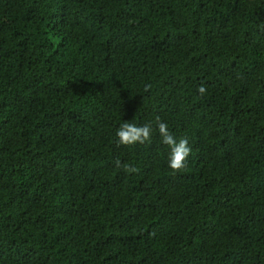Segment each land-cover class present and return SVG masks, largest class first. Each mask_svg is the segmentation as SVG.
Listing matches in <instances>:
<instances>
[{"label": "trees", "instance_id": "trees-1", "mask_svg": "<svg viewBox=\"0 0 264 264\" xmlns=\"http://www.w3.org/2000/svg\"><path fill=\"white\" fill-rule=\"evenodd\" d=\"M0 264H264V0H0Z\"/></svg>", "mask_w": 264, "mask_h": 264}, {"label": "clouds", "instance_id": "clouds-1", "mask_svg": "<svg viewBox=\"0 0 264 264\" xmlns=\"http://www.w3.org/2000/svg\"><path fill=\"white\" fill-rule=\"evenodd\" d=\"M151 85H145L144 91H149ZM198 92L203 96L206 92V87L200 85ZM161 137V141L169 149L168 152V167L174 171L179 172L186 167V161L191 153V147L187 137H177L169 130V125L163 122L159 116L155 117L153 122L145 123L143 125H137L129 121H123L116 130L117 142L120 145L131 146L135 144H143L150 141L153 135L154 127ZM116 167H123V170L127 173H136L139 170L130 165H122L119 160L115 162Z\"/></svg>", "mask_w": 264, "mask_h": 264}]
</instances>
